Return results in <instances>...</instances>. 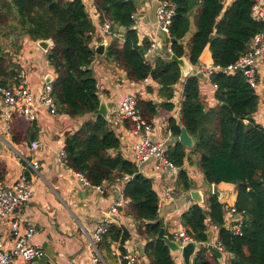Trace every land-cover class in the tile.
<instances>
[{
  "label": "trees",
  "instance_id": "16d2710c",
  "mask_svg": "<svg viewBox=\"0 0 264 264\" xmlns=\"http://www.w3.org/2000/svg\"><path fill=\"white\" fill-rule=\"evenodd\" d=\"M174 6L169 25L171 52L186 56L196 65L205 49L214 64L234 63L250 48L253 37L264 30V21L253 14L256 0H233L227 6L223 0H159ZM100 22L108 21L115 34L105 56L122 68L134 82L151 78L159 84L158 93L166 102L155 104L137 95V107L147 121L158 114V108L172 110L174 85L180 81L177 63L166 57L146 60L150 46L140 38L131 17L136 10L134 0H93ZM191 20L195 30L184 44ZM122 28L125 30L122 31ZM95 26L82 0H0V87L18 82L24 69L14 60L24 39H52L46 59L55 74L51 82L52 97L60 113L70 117L90 115L80 127L64 139L66 165L81 174L90 185L120 184L128 199V212L136 222V233L145 241L144 264H175L169 247L158 237L162 222L158 218L159 198L152 188L151 178L136 174V164L119 152L120 138L109 120L97 114L99 97L90 64L95 57L91 41ZM121 32V37L116 33ZM216 85V104L206 107L200 97L199 78L185 77L179 101V122L194 144L188 152L175 141L167 148V156L178 167L176 185L179 191L194 189L184 163L193 164L210 186L220 182L235 186L236 199L229 205L211 192H204L203 206L191 204L180 217L186 235L203 246L192 256L191 264H220L217 255L205 242L208 238L206 219L217 228V244L232 256L224 264H264V127L256 123L259 97L242 71L210 75ZM13 118V116H12ZM12 120V119H11ZM13 122V121H12ZM169 128L174 136L179 125L170 117ZM126 127H132L128 121ZM3 168H0V177ZM241 215L238 232L232 231L224 219L227 206ZM172 239V235H168ZM130 232L112 223L99 242V250L107 264L112 244L118 242L121 254ZM108 261V262H107ZM115 263V262H114Z\"/></svg>",
  "mask_w": 264,
  "mask_h": 264
},
{
  "label": "crops",
  "instance_id": "0c3cea01",
  "mask_svg": "<svg viewBox=\"0 0 264 264\" xmlns=\"http://www.w3.org/2000/svg\"><path fill=\"white\" fill-rule=\"evenodd\" d=\"M82 1L95 26L90 45L95 47L99 43L104 44L103 54H95L90 68L96 80L98 97L104 99L109 108L108 120L112 119L122 97L129 93H136L142 99L151 100L155 104L166 102V96L158 93L159 84L157 82L151 78L139 82L131 81L122 68L105 56L106 48L115 34L108 36L103 33V22H100L93 0ZM224 1L227 6L233 0ZM258 1L264 5V0ZM134 3L136 5L135 28L140 38H147L153 44L152 49L145 54L146 60L153 63L156 57H166L167 54L172 53L169 34L164 33L157 26L156 10L159 0H134ZM194 30L195 24L191 20L189 30L183 39L184 44ZM121 34V32L116 33L117 37H121ZM46 52L37 45L36 41L26 37L21 51L14 59L24 69L28 85L35 92L46 83L47 75H51L52 80L55 77L46 59ZM212 62L209 51L205 49L198 64ZM192 66L195 67V65ZM255 70L257 75L255 92L259 97V103L253 119L264 127V53L256 60ZM184 80L185 77L182 76L173 87L174 94L170 100L173 104L172 110L168 111L160 107L158 114L152 119L151 140L164 141L167 147L172 145L177 137L169 128V118H174L178 125L182 124L179 122V101ZM199 80L201 100L206 107L215 105L217 102L214 97L215 88L210 83V79L203 75ZM1 108L0 103V111ZM90 117V115L70 117L59 111L57 114H51L41 106L34 121H29L19 110L14 111L13 118L9 121V129H7L6 124L8 123L0 116V168H3L0 178L3 183L10 184L21 173L25 172L28 175L32 196L14 217L24 226L36 227L32 243L43 250V256L39 258L26 261L21 256H15L11 264H92L93 255L88 250V239L93 236L98 224L106 217L116 198L122 195L124 181L109 186L104 184V192H101L92 187L93 185H90L86 179H81L60 157L65 137L76 131L83 121ZM111 126L120 138L119 152L123 157L133 161L135 136L123 124L112 122ZM32 141L40 143V147L35 151L30 148ZM185 150L188 152L190 148H185ZM24 159L36 160L39 165L37 172L26 167ZM183 168L192 179L194 189L203 193L210 189V186L204 183L203 175L195 165L185 162ZM141 169L144 175L151 178L152 188L158 198L164 190L170 187L178 188L176 185L177 171L163 173L154 171L150 163L144 164ZM216 187L222 193L220 201L229 205L234 204L236 199L234 184L220 182L216 184ZM179 192L180 194L175 199L161 201L159 205L158 218L162 222L166 235H173L179 231L180 225L182 226L181 214L191 204L197 203L187 198L186 194L189 191ZM127 203L119 209V218L114 224L124 226L130 232V239L124 244L125 249L130 252L138 245L144 246L145 241L136 233V222L128 212ZM198 204L203 206V203ZM224 216L227 225L230 222L227 209ZM10 220L11 218L0 219V238L7 248L12 243L9 235ZM205 223L208 238L216 246L217 228L210 224L209 218ZM118 245V242H115L111 246L115 259L110 258L108 261L113 264H122L119 259ZM221 251L222 261L218 260L220 264H224L225 260L232 255ZM100 255L102 256L101 252ZM171 255L175 264H184L178 252L171 251ZM191 261L192 257L190 264Z\"/></svg>",
  "mask_w": 264,
  "mask_h": 264
},
{
  "label": "built area",
  "instance_id": "2783aa9c",
  "mask_svg": "<svg viewBox=\"0 0 264 264\" xmlns=\"http://www.w3.org/2000/svg\"><path fill=\"white\" fill-rule=\"evenodd\" d=\"M224 1V0H223ZM224 5H226L224 1ZM174 14V6L167 2H160L156 10L157 26L164 33L169 34V25ZM253 14L256 18L264 21V5L256 0L253 5ZM136 23L135 13L131 16ZM136 29V28H135ZM102 31L105 35L112 36L114 33L110 28V23L104 21L102 23ZM138 34V33H137ZM153 44L147 51H150ZM264 53V30L257 33L250 44L249 50L240 56L234 63L226 66L212 63L196 64L195 69L203 73L207 78H210L212 73L221 72L224 74H233L234 72L242 71L246 76L248 83L254 89L257 86V75L255 70L256 60ZM216 88V85H213ZM51 83H45L37 92L33 91L29 85L26 75L22 72L19 74L18 82L9 87H0V116L6 121V127L9 129V121H11L14 111L19 110L20 113L29 121H34L40 110V107H45L49 113L57 114L58 109L51 95ZM111 123L123 124L128 121L132 127H126L131 134L135 136V142L132 152L133 162L140 169L144 164L150 163L154 171L158 172H176L179 167L167 156V146L164 141L154 142L150 138L153 131V124L147 122L142 116L137 107V94L129 93L122 97L119 102L118 109L114 113ZM40 147L38 141L30 142L31 150L35 151ZM60 157L65 161L64 150L61 151ZM25 166L32 171L37 172L39 167L38 162L33 159H24ZM78 174V173H77ZM81 179L85 178L78 174ZM128 176H125L121 182L125 181ZM88 182V181H87ZM97 190L104 192L101 186H92ZM180 194L175 187H170L160 194L159 205L161 201L173 200ZM32 196L31 184L28 175L23 172L12 183L6 184L0 178V219L11 218L9 221V235L12 241L11 246L5 247V242L0 238V264H11L15 256H21L24 260L30 261L34 258L43 256V250L38 245L32 243V238L36 233V227L32 225L24 226L14 216L17 214L25 202L30 200ZM128 199L123 196L116 198L114 203L105 218L96 227L93 236L88 239V250L91 253L92 264H106L104 258L100 255L99 242L108 232L110 225L116 222L119 218V209L122 208ZM159 209V208H158ZM226 210V209H225ZM225 214V213H224ZM227 214L229 217V228L238 232L241 225V215L243 212H238L233 206H227ZM225 217V216H224ZM225 219V218H224ZM179 231L172 235V239L180 242L182 245L190 240H193L186 235L183 226L180 225ZM219 250L222 248L216 244ZM119 259L122 264H144L143 258L139 254L137 248L133 251L119 254Z\"/></svg>",
  "mask_w": 264,
  "mask_h": 264
},
{
  "label": "water",
  "instance_id": "95a60500",
  "mask_svg": "<svg viewBox=\"0 0 264 264\" xmlns=\"http://www.w3.org/2000/svg\"><path fill=\"white\" fill-rule=\"evenodd\" d=\"M122 30H125L122 28ZM171 43L174 41V39L170 38ZM37 45L44 51H47L53 44L52 39H40L36 41ZM95 54H103L104 51V44L99 43L94 47ZM169 58L174 61L175 63L178 64L180 70H181V75L183 77H187L189 75H195L198 78L203 77V73L197 71L195 67L190 64L186 56H176L173 53L169 54ZM240 71V69H238ZM45 82L46 83H51L52 82V76L47 75L45 77ZM97 114L101 115L103 118L106 120L109 119V108L106 104V101L104 99H99V104H98V109H97ZM179 134L177 137L174 139L175 141H178L181 145H183L186 148H191L193 147L194 141L192 137L189 135L187 132L185 126L183 124L179 125ZM136 174H144L142 169H138V172ZM211 192L216 195L218 198L222 197V193L220 190L216 187V185L213 183L210 185ZM188 199H191L197 203H203L204 201V195L203 192L198 190V189H192L186 194ZM158 237L163 239L166 243V245L169 247V250L172 252H178L183 260L184 264H190L191 257L194 255V253L200 249L203 244L200 242H196L194 240H190L184 245H182L180 242L170 239L168 235L164 233V228H160L158 232ZM206 247L214 252L217 255V258L222 261V251L219 250L214 244L210 242V238H207L205 242ZM137 249L139 251V254L141 256H144V251H143V246L138 245Z\"/></svg>",
  "mask_w": 264,
  "mask_h": 264
},
{
  "label": "rangeland",
  "instance_id": "374dc122",
  "mask_svg": "<svg viewBox=\"0 0 264 264\" xmlns=\"http://www.w3.org/2000/svg\"><path fill=\"white\" fill-rule=\"evenodd\" d=\"M0 42H1V40H0ZM14 59H15V56H14ZM203 195H204V193H203Z\"/></svg>",
  "mask_w": 264,
  "mask_h": 264
}]
</instances>
